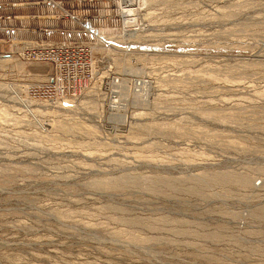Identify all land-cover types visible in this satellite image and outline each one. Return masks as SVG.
Listing matches in <instances>:
<instances>
[{"label": "rangeland", "instance_id": "obj_1", "mask_svg": "<svg viewBox=\"0 0 264 264\" xmlns=\"http://www.w3.org/2000/svg\"><path fill=\"white\" fill-rule=\"evenodd\" d=\"M115 2L68 109L0 93V264H264V0Z\"/></svg>", "mask_w": 264, "mask_h": 264}, {"label": "built area", "instance_id": "obj_2", "mask_svg": "<svg viewBox=\"0 0 264 264\" xmlns=\"http://www.w3.org/2000/svg\"><path fill=\"white\" fill-rule=\"evenodd\" d=\"M111 1L117 0H70V6L65 4L67 0H31L28 3L32 5H53L60 10L59 17L70 18L78 24L77 30L80 32H88L89 30H99L95 27H89L82 24L85 19L95 13L104 11L105 9L111 12ZM98 3L108 4L107 6L98 5ZM113 3V2H112ZM79 5V9L75 5ZM118 8V12L122 17V9L131 4H125L121 0L115 2ZM3 6H10L15 8L19 6V2L0 0V8ZM79 10V12H78ZM6 18H12L11 15H6ZM94 19V18H93ZM95 20V19H94ZM122 28L123 32H128ZM102 32V30H99ZM122 32V33H123ZM105 33V29L103 31ZM107 34V33H105ZM98 45H102L105 48L115 45L129 46L128 42H118L110 38H106L105 35L99 36ZM63 40H32V39H0V43L6 45L5 49L0 50V93L8 95V101L18 99L22 106H29L28 101L33 97L39 101L44 102L45 106L61 108L62 110L68 109L64 103L68 101L76 100L81 94V91L87 87L85 80L79 82L77 85L70 87L63 86L62 81L69 63L72 65L76 60H82L85 63V57L83 49L75 41ZM84 46L85 44H81ZM32 64H52L54 71L46 73L45 82L41 85H30L28 80L31 77L30 70L27 69L28 63ZM89 64L92 66V62L89 60ZM115 84L118 82V78H114ZM39 89L45 92L46 98H40L38 95ZM118 105L119 102H113Z\"/></svg>", "mask_w": 264, "mask_h": 264}, {"label": "crops", "instance_id": "obj_3", "mask_svg": "<svg viewBox=\"0 0 264 264\" xmlns=\"http://www.w3.org/2000/svg\"><path fill=\"white\" fill-rule=\"evenodd\" d=\"M2 1L19 2V6L0 8V39L70 40L81 36L76 31V23L70 18H62L56 15L60 10L53 5H32L28 3L31 0ZM67 1L65 5L69 7L70 0ZM75 7L79 9L78 4ZM6 15H11L12 18H6ZM5 48L6 45L0 43V50Z\"/></svg>", "mask_w": 264, "mask_h": 264}, {"label": "water", "instance_id": "obj_4", "mask_svg": "<svg viewBox=\"0 0 264 264\" xmlns=\"http://www.w3.org/2000/svg\"><path fill=\"white\" fill-rule=\"evenodd\" d=\"M137 9L135 6H127L122 9V25L123 27L137 26Z\"/></svg>", "mask_w": 264, "mask_h": 264}, {"label": "bare ground", "instance_id": "obj_5", "mask_svg": "<svg viewBox=\"0 0 264 264\" xmlns=\"http://www.w3.org/2000/svg\"><path fill=\"white\" fill-rule=\"evenodd\" d=\"M122 1V0H121ZM137 1H138V4H137ZM145 1H147V0H123L122 2H124L125 4H131V5H133V6H135L136 7V9H137V13H136V16H137V25H138V14H139V16H140V18H139V20H140V25L142 26V25H144L145 23H144V21L145 20H143L144 18H143V13H142V7H143V5L144 4H146V2ZM132 2V3H131ZM129 4V5H130ZM139 7V11H138V7ZM142 21H143V24H142ZM147 25V24H146ZM145 25V26H146ZM149 25V24H148ZM135 29H136V26H135ZM127 30H129V29H127ZM106 38H108V37H106ZM97 46V45H96ZM95 46V47H96ZM102 46V45H101ZM126 64V63H125Z\"/></svg>", "mask_w": 264, "mask_h": 264}]
</instances>
